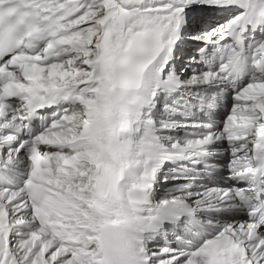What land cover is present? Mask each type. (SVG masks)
I'll use <instances>...</instances> for the list:
<instances>
[{"label": "snow or ice", "instance_id": "obj_1", "mask_svg": "<svg viewBox=\"0 0 264 264\" xmlns=\"http://www.w3.org/2000/svg\"><path fill=\"white\" fill-rule=\"evenodd\" d=\"M128 181L145 264H264V0H0V264H105Z\"/></svg>", "mask_w": 264, "mask_h": 264}, {"label": "clouds", "instance_id": "obj_2", "mask_svg": "<svg viewBox=\"0 0 264 264\" xmlns=\"http://www.w3.org/2000/svg\"><path fill=\"white\" fill-rule=\"evenodd\" d=\"M145 155V159H148ZM83 219L96 231L100 254L105 264H145L142 247L144 234L154 227L152 218L163 202L144 191L133 187V183L121 182L108 196L86 193Z\"/></svg>", "mask_w": 264, "mask_h": 264}]
</instances>
